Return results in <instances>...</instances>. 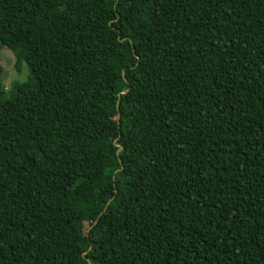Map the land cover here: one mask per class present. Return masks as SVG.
I'll use <instances>...</instances> for the list:
<instances>
[{
    "label": "trees",
    "instance_id": "1",
    "mask_svg": "<svg viewBox=\"0 0 264 264\" xmlns=\"http://www.w3.org/2000/svg\"><path fill=\"white\" fill-rule=\"evenodd\" d=\"M0 42V264H264V0H0Z\"/></svg>",
    "mask_w": 264,
    "mask_h": 264
},
{
    "label": "rangeland",
    "instance_id": "2",
    "mask_svg": "<svg viewBox=\"0 0 264 264\" xmlns=\"http://www.w3.org/2000/svg\"><path fill=\"white\" fill-rule=\"evenodd\" d=\"M16 58L14 52L11 50L10 45L0 42V65L2 68L1 79L5 90H8L13 84L20 83L30 75L29 68L25 61L18 63V70L15 68ZM109 148V143H105L104 151Z\"/></svg>",
    "mask_w": 264,
    "mask_h": 264
},
{
    "label": "water",
    "instance_id": "3",
    "mask_svg": "<svg viewBox=\"0 0 264 264\" xmlns=\"http://www.w3.org/2000/svg\"><path fill=\"white\" fill-rule=\"evenodd\" d=\"M130 46H131L132 53L134 54L133 45H132L131 43H130ZM121 76H122V79L126 82V78H125V76H124L123 71H121ZM127 90H128V88H127V89H124V90H122L120 93H118L117 100H116V104H118V102H119L120 94H121V93H125ZM119 116H120V114H119V112L117 111V114H116L117 125H118ZM118 126H119V125H118ZM116 146H117L116 154H117V159H118V162H119L120 166H119V168H117V169H115V170L113 171L112 178H114V173H115L116 171L122 169L121 160H120V158H119V156H118V152H119V150L121 149V144L116 143ZM111 199H112V197L108 198V200L106 201L105 206L103 207V209L99 212V214L96 216V218L92 221V223H91V224L88 226V228L86 229V236H87V238H88V230H89L93 225L96 224L97 219H98L99 216L104 212V210H105L106 207L108 206L109 201H110ZM89 247H90V246H89ZM89 247H88V249H89ZM88 249H86L84 252H82V257L87 261L88 264H91L90 260H89L88 257L86 256V253H87Z\"/></svg>",
    "mask_w": 264,
    "mask_h": 264
}]
</instances>
